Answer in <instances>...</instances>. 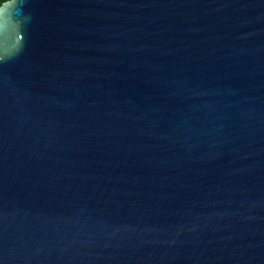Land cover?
I'll return each instance as SVG.
<instances>
[{"label": "water", "instance_id": "95a60500", "mask_svg": "<svg viewBox=\"0 0 264 264\" xmlns=\"http://www.w3.org/2000/svg\"><path fill=\"white\" fill-rule=\"evenodd\" d=\"M0 264H264V0L3 2Z\"/></svg>", "mask_w": 264, "mask_h": 264}, {"label": "trees", "instance_id": "16d2710c", "mask_svg": "<svg viewBox=\"0 0 264 264\" xmlns=\"http://www.w3.org/2000/svg\"><path fill=\"white\" fill-rule=\"evenodd\" d=\"M5 1H7V0H0V5H2V3L5 2Z\"/></svg>", "mask_w": 264, "mask_h": 264}]
</instances>
